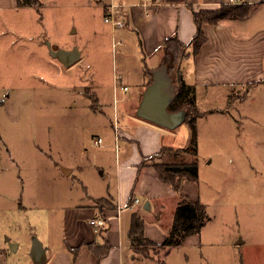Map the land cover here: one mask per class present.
Listing matches in <instances>:
<instances>
[{"label":"rangeland","instance_id":"1","mask_svg":"<svg viewBox=\"0 0 264 264\" xmlns=\"http://www.w3.org/2000/svg\"><path fill=\"white\" fill-rule=\"evenodd\" d=\"M120 2L47 0L42 8L33 7L26 28L35 39L19 41L20 71L10 67L15 57L12 37L0 36L4 68L0 70V101L4 99L0 102V246L7 243L20 261L35 264L30 249L36 237L44 243L40 233L44 214L49 213L57 228L68 189L86 192L77 166L100 160L95 136H104L107 143V132L114 134L111 118L118 124L115 112L122 121L125 111L134 108L132 96L140 83L116 81L115 72L127 68L135 75L137 64L148 67L137 31L126 25L115 28L105 20L106 4ZM253 14L264 29V7ZM44 32L45 39L40 37ZM50 43L54 48L57 43L65 49L77 46L83 56L66 66L52 56ZM233 91L242 94L244 87ZM223 99L217 93L201 100L200 107L220 111L200 118L198 126L183 121L168 129L174 130L180 148L196 141L200 201L206 204L208 216L201 234L169 252L146 246V255L158 254L162 260L157 256L143 264H242V245L236 241L242 235L249 240L264 237V84L245 101L230 100L225 105ZM197 100L198 96V105ZM188 155L183 153L192 157ZM64 167L75 169L68 173ZM94 171L99 173L96 166ZM157 218L168 222V208L161 209Z\"/></svg>","mask_w":264,"mask_h":264},{"label":"crops","instance_id":"2","mask_svg":"<svg viewBox=\"0 0 264 264\" xmlns=\"http://www.w3.org/2000/svg\"><path fill=\"white\" fill-rule=\"evenodd\" d=\"M46 1L41 0V5L38 6L21 5L19 0H0V36L9 34L12 37L10 46L15 57L10 67L14 72L22 68L23 57L19 51V41L35 39L34 32L30 34L28 27L26 28L29 25L28 11L32 12L33 7L42 8ZM227 1L121 0L116 7L117 17H123L126 27L137 31L142 59L146 60L148 70L140 63L135 67V75L127 68L117 69L118 72H115L116 81L133 79L140 83L139 90L132 96L134 108L125 111L127 114L122 121L119 112H115L118 124H113L110 117L114 134L107 132V143L104 136H95L94 141L98 137L103 138L98 157L100 160L96 162L92 159L77 166L86 192L78 194L76 187L68 189L69 199L62 205L57 228L45 211L40 233L48 258L37 264H143V260H156L157 256L160 257L158 254L146 255V246L140 251L132 244L130 229L135 214L143 218L144 233L156 244L149 245L153 248L158 246L169 252L172 247L179 246L194 236H200L201 230L199 233L187 235L178 243L166 247L160 245L171 234L182 196L186 194L193 201H202L200 178L194 181L185 177L182 189L178 192L163 180L156 163L196 161L199 168L200 164L198 154L188 152V156L192 157L187 159L183 156L184 152L175 150L180 147L174 142V130H168L171 128L139 116L137 109L149 83L148 71L155 70L161 64L160 46L165 38L176 34L185 43L190 42L197 31L194 12L218 9ZM245 3L250 5L247 15H232L215 24L206 23L204 32L207 39L199 53L194 54L190 47L191 54L182 62L184 79L195 86L197 106L203 112L198 117L196 126L200 118L220 111L216 107H200L203 98H212L214 94L221 93L225 105L230 100L242 102L251 96L254 88L264 84V29L253 14L257 8L264 7V0H245ZM110 6L111 4H106V11ZM26 14L27 17L24 18ZM44 34L45 32L40 37ZM43 38L45 39V35ZM118 44L119 42L115 46ZM60 46L57 43L55 48ZM82 53L81 50V55ZM23 56L30 57L26 53ZM40 56L46 58L42 54ZM2 64L0 60V70L4 69ZM33 65L36 66L34 63ZM125 85L129 86L124 82L123 86ZM243 87L242 94L233 91ZM96 99L100 102L99 106L104 104L99 96ZM2 101L4 99L0 102ZM95 166L99 173L94 171ZM66 169L72 172L75 168ZM136 198H141L140 204L134 203ZM147 201L151 203V208L145 207ZM164 208H168L170 217L166 223L163 218H160L161 221L157 218L158 212ZM101 218L106 219V225L92 223V220ZM236 242L242 245V264H264V237L249 240L242 235ZM11 252L7 243L0 246V264H29L25 260L20 261ZM161 257L159 260H162Z\"/></svg>","mask_w":264,"mask_h":264},{"label":"trees","instance_id":"3","mask_svg":"<svg viewBox=\"0 0 264 264\" xmlns=\"http://www.w3.org/2000/svg\"><path fill=\"white\" fill-rule=\"evenodd\" d=\"M21 5H41V0H19ZM250 12V5L247 3L229 4L224 3L218 9H201L194 12V21L197 23V31L195 37L188 43L182 41L179 36L170 35L165 38L160 50L162 52V60L160 66L164 65L168 68V74L172 81L180 89L176 93V98L170 104L171 111H179L185 109L187 116L185 121L190 125L195 126L198 116L202 115L196 104V88L194 85L185 81L182 71L183 60L191 54L189 48H192L194 54L199 53L200 48L205 43L207 35L204 32V25L206 23H218L221 19L232 15H247ZM159 66V67H160ZM153 71H148L150 76L148 85L153 80ZM177 152H190L197 154L196 141L193 140V145L175 149ZM145 163V162H144ZM158 171L164 181L171 184L178 192L182 189V181L185 177L198 181L200 178L199 167L196 161L193 162H169L156 163ZM206 204L199 201H193L188 195L182 196L180 204L175 213V222L173 224L171 234L163 242L161 246H169L178 243L187 235L199 233L201 227L207 219ZM133 222L130 229V236L132 244L135 249L142 250L144 246L156 245L151 239L147 238L144 233V221L139 215L133 216ZM105 252V251H104Z\"/></svg>","mask_w":264,"mask_h":264},{"label":"water","instance_id":"4","mask_svg":"<svg viewBox=\"0 0 264 264\" xmlns=\"http://www.w3.org/2000/svg\"><path fill=\"white\" fill-rule=\"evenodd\" d=\"M49 46L52 56L61 60L66 66L74 65L82 57L81 50L77 46L72 49L54 48L51 43ZM179 89L180 87L176 86L168 74L167 67L162 65L156 68L153 71L152 83L143 92L137 113L139 116L163 127L177 128L178 125L185 121L187 116L185 109L179 111H171L169 109ZM65 171L69 172L66 168ZM145 207L151 208V203L147 201ZM16 246L14 245V248ZM30 252L36 264L43 263L48 258L44 243L39 237L33 240Z\"/></svg>","mask_w":264,"mask_h":264},{"label":"built area","instance_id":"5","mask_svg":"<svg viewBox=\"0 0 264 264\" xmlns=\"http://www.w3.org/2000/svg\"><path fill=\"white\" fill-rule=\"evenodd\" d=\"M227 3L229 4H236V5H239V3H245V0H228ZM117 6L116 5H111L107 14H106V17H105V20L106 22H111L113 23V25L115 26V28H119V27H123L126 25V23H124L120 18L117 17ZM125 89H128L129 86L125 85L124 86ZM95 144L97 145H102V142H103V138L102 137H98L95 139ZM141 202V198H136L134 203L135 204H140ZM92 223L96 224H100V225H106V219H96V220H92Z\"/></svg>","mask_w":264,"mask_h":264}]
</instances>
